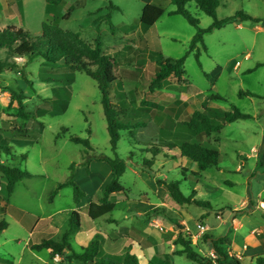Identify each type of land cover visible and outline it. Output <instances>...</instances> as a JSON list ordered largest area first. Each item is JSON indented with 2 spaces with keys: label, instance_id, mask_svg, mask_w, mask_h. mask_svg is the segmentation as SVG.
<instances>
[{
  "label": "rangeland",
  "instance_id": "1",
  "mask_svg": "<svg viewBox=\"0 0 264 264\" xmlns=\"http://www.w3.org/2000/svg\"><path fill=\"white\" fill-rule=\"evenodd\" d=\"M65 1L72 4L79 0ZM151 1L86 0L85 6L75 10L69 20H60L59 23L63 30L79 33L82 40L89 44L94 45L100 36L103 54L121 57V67L115 69L116 74H122L123 69L132 75L137 74L136 80L125 78L120 89L127 102L131 103L128 120L133 119L134 123L151 122V128L156 120L144 109L155 103L159 106L157 120L164 126L167 121L164 110L176 100L187 101V109L193 112L202 110V102L216 95L223 100H209L208 111L225 112L236 107L253 119L229 124L220 133L209 137L210 143L221 154V162L218 168L199 176L192 174V162L181 157L178 149H160L161 153L153 166L155 178L152 179L178 181L185 196H193L203 204H178L168 195L158 208L141 218L142 222L134 223V230L138 234L152 231V239L142 236L143 239L152 244L159 242L163 250H171L173 254L183 249L175 245L182 233L185 239L191 241L193 248L208 259L216 258L213 241L221 238L231 258H237L241 264H257L255 259L245 256L249 246L243 245V238L249 233L257 238L264 235V229H258L264 226V66L257 68V64H264V0H221L217 11L219 20L245 12L263 18L262 23L257 25L247 21L242 26L235 23L206 34L203 38L207 51L201 44L198 45L201 67L195 53L189 54L185 63L186 74L182 79L170 77L164 89L153 94L147 86L153 77L155 64L145 50L179 59L188 52L197 29L181 16H169L168 13L175 7L171 0H161L166 14L154 28L143 32L140 24L142 10ZM110 3L119 10L110 9ZM66 9L65 5L58 7L56 16L62 17ZM187 9L200 21L202 29L212 26L213 19L201 12L194 2L188 4ZM108 15L114 28L110 26ZM45 19V0H0V33L8 27L22 28L33 41H39ZM0 62L14 65V68L0 74V128L9 121L12 127L30 130L33 137L29 139L16 138L13 130L5 132V136L9 138L14 154L27 157L26 162L18 160L14 165L37 176L29 184L19 186L12 202L46 215L53 211L48 203L50 190L56 183L69 178L73 163L78 165L86 159L91 161L103 156H115L110 146L102 95L95 80L77 71L69 90L60 91L56 97L53 89L61 85L43 82L40 74L49 70L67 71L63 62L50 64L43 58L29 61L27 57L14 56L2 48ZM11 89L27 97L25 104L31 115L29 120L19 118L17 104L10 108ZM241 91L251 92L255 96L240 98ZM45 101L56 102L58 112L35 117L36 109ZM36 121L44 126L40 134L32 129ZM175 122L177 134L164 129L159 131L158 136L179 142V133L184 131L181 114L175 118ZM146 131L144 128L121 132L122 138L116 151V155L130 167L121 179L122 185L129 190L130 197L138 199L141 196L143 201H147L149 196L152 198V193L147 187L148 181L142 183L136 179L133 171L142 169L146 172L144 162L152 157L149 152L152 147L145 146V140L142 143L136 141L134 136ZM69 136L88 139L92 149L86 150L74 144ZM3 161L9 162L8 157L4 156ZM92 184V181H88L89 187ZM1 186L0 175V200L5 202L7 199ZM62 193L56 200V208L72 207L73 188H65ZM111 219H107V222ZM5 220L11 221L8 217ZM200 225L208 229L205 234L200 232ZM9 233L20 238L23 236L22 230L15 224ZM251 246L256 251L254 245ZM5 248L18 253L16 248ZM126 250L122 251L121 256ZM40 255L50 262L46 253ZM183 256L175 257V264H198ZM172 260L170 255L161 257L158 262L172 264ZM141 264L158 263H150L142 257Z\"/></svg>",
  "mask_w": 264,
  "mask_h": 264
},
{
  "label": "trees",
  "instance_id": "2",
  "mask_svg": "<svg viewBox=\"0 0 264 264\" xmlns=\"http://www.w3.org/2000/svg\"><path fill=\"white\" fill-rule=\"evenodd\" d=\"M46 1V19L42 24V36L39 41H33L30 35L22 28L8 27L0 33V48L6 49L12 55L17 57H27L29 61L36 58H43L50 64H57L63 62L68 69L61 72L59 70L43 71L40 74V79L45 83H55L61 85L53 89L56 97L60 91H67L74 81V72H84L88 77L95 80L102 95V106L107 122V130L110 136V146L115 156H103L96 158L97 161L106 162L112 169V181L105 187L103 197L98 198V201H93L88 206V215L92 220L101 219L116 209V204L109 202V196L116 193H126L125 187L121 183V179L127 170V163L116 155L118 143L121 140V132H133L136 129H147L146 132L135 135L136 141L145 146H151L149 149L152 157L145 159L144 166L146 172L151 178H155V171L153 166L155 159L160 155L162 148L178 149L183 158L193 161L197 167L198 172L192 173L199 176L213 168H218L221 162L220 152L210 143L209 137L214 133H220L222 129L232 123L240 120H250L253 117L250 114L243 113L236 107L231 111L222 112L221 110H209V100H223L222 97L216 95L212 98H206L202 102V110H195L193 112L187 109V103L181 100H176L164 110L166 116V124L160 125L157 120V109L159 106L155 103L150 107L145 108L144 112L148 113L150 117L156 120V123L151 125V122H137L128 120V113L130 111L131 103L127 102L126 96L120 91L123 87V80L126 78H133L136 80V73L128 72L126 69L122 70V74H116L115 69L121 67V57H110L103 54L102 42L100 36L97 37L94 45L86 43L82 40L77 32L63 30L59 23L60 20H69L72 14L78 8L84 7L86 0H79L75 3L68 4L65 0H45ZM161 0H154L153 3L147 4L143 10L140 18V24L143 32H147L154 27L160 19L166 14V9L160 3ZM194 2L197 8L213 19V24L208 29L200 27V21L194 17L187 9L188 4ZM171 4L175 7L174 10L168 13L169 16H181L190 25L197 29L196 35L193 37L188 52L179 59H172L165 57L161 52L147 51L151 62L155 64L154 74L148 84L150 93H155L158 90L164 89L166 80L170 77L182 79L186 74L185 63L188 55L195 53V57L201 67L199 61L200 50L198 45L201 44L203 49L207 51L204 44V36L216 29H221L230 24L243 23L247 21L259 23L260 18L253 17L245 12H237L233 16L219 20L217 16L218 8L221 5V0H171ZM65 5L67 7L65 14L62 17H57L55 11L58 7ZM110 9L119 10L110 3ZM111 16L108 15V20L111 28H114L110 22ZM264 66V64H257V68ZM95 69H92V68ZM14 68V65L0 62V74L8 69ZM133 77H132V76ZM206 77H209L206 75ZM189 87V86H188ZM191 88V87H189ZM251 92H239V97H254ZM27 97L23 93H18L11 89L10 108L17 104L18 116L22 120H29L31 115L27 112L25 101ZM64 104V109H66ZM58 104L54 101L49 103L44 102V105L39 106L35 111V117L41 118L50 112H58ZM181 114V124L184 129L180 132L181 137L179 142L174 140H165L158 135L161 130H168L178 133L177 122L175 118ZM37 134L44 130V126L40 122H35L32 128ZM13 130L16 138L29 139L30 130L20 127H12L9 121H6L0 128V174L2 176L4 186L3 191L6 199H9L14 193L16 184L23 180L35 178V175L26 169H21L14 165L18 160L26 162L25 155L16 156L13 153L9 138L5 136V132ZM64 130V129H63ZM90 133V130L88 131ZM71 142L76 145L83 146L86 150L92 149V145L88 139H82L77 136H69ZM4 156L8 157L9 162H4ZM90 159L84 161L87 165ZM78 165L73 163L70 166V177L63 183L58 184L56 189L52 192L50 201L53 200L57 194L68 187L73 188V198L76 204L80 203L86 194L74 181V176ZM89 171V170H88ZM158 185H165L168 188L170 197L178 204H195L202 206L203 203L197 201L193 196H185L180 189V182L166 181L157 179ZM7 228V223H0V235ZM81 230V215L79 212H72L70 215L69 229L63 236L62 241L56 242L53 240H45L38 245H33L31 248L34 251L50 250L52 257L64 256L67 248L70 246L71 237ZM175 245L183 247L182 250L175 253V255H185L189 260L198 264H241V261L235 257H230L229 253L223 247V239L219 238L213 241V247L216 258H204L194 248L190 240L185 239L182 233L175 241ZM102 254V237L96 236L84 249V253L77 254L73 252L68 259L76 260L85 264H139L137 256L132 255L129 250H126L123 256H117L112 259H104ZM257 264H264V257L256 258Z\"/></svg>",
  "mask_w": 264,
  "mask_h": 264
},
{
  "label": "crops",
  "instance_id": "3",
  "mask_svg": "<svg viewBox=\"0 0 264 264\" xmlns=\"http://www.w3.org/2000/svg\"><path fill=\"white\" fill-rule=\"evenodd\" d=\"M153 2L154 0L150 3ZM253 17L261 19V22L256 23L257 25L262 23L263 18L259 16ZM240 24L241 26L243 25L242 23ZM183 102L187 103V101ZM191 162L193 164L192 173L196 170L198 172L197 165L193 161ZM127 170H130L129 165H127ZM133 173L136 179L140 180L142 183L148 181V186H146L150 189L152 198L149 196L147 201H143L141 196L138 199H134V197L128 195L129 190L125 188L126 193H116L109 196V202L116 204V209L113 213L98 220H92L90 218L88 215V206L91 202L98 201V198L103 197L105 187L112 181L113 172L106 162L91 159L87 165L82 164V162L78 164L74 181L86 194V197L78 204L74 202L73 198L74 205L72 207L67 209L56 208V200L63 194L62 192L64 189L50 201L52 192L56 189L58 184L65 181L56 183L53 189L50 190V197L48 200L49 206L53 208V211L46 215H42L31 209L23 208L12 202V198L19 186L21 184H29V182L34 180L37 176L35 175L33 179L18 182L12 196L5 202L0 200V223H7V228L0 235V264H65L67 261L69 264H84L76 260H69L68 257L73 252L77 254L84 253V249L87 248L90 242L98 235L102 237L101 257L104 259H112L119 255L121 256L122 251L127 249L132 255L138 257L139 264H141L142 257L143 259H148L150 263L157 262L161 264L158 260L161 257H170V255L173 259L172 264H175V257L179 255L173 254L171 250H163V246L159 242L152 244L143 239L142 236H149L152 239V231H145V233L139 232L138 234L137 231L134 230V223L136 221L142 222L143 220H141V218H145L146 214L154 208H158L160 204L164 202L169 195L168 188L165 185H158L156 180L152 179L150 175L142 169H134ZM44 177L46 178L45 175ZM161 180L169 181L165 178ZM88 181L93 182V186L91 185L92 187H89ZM200 183L203 182L201 181ZM3 186L4 182L2 179V192H4ZM116 198L117 200H115ZM74 211L79 212L81 215V230L71 237L70 246L67 248L64 256L52 257L50 250H32L31 247L33 245H38L45 240L62 241L64 234L69 229L70 215ZM6 217L10 218L11 221L7 222L5 220ZM109 218L112 219L107 222ZM13 224L22 230V238L12 234L10 235L9 231ZM258 229H264V226L258 227ZM251 243L256 248V251L252 250ZM243 245L249 246L245 252L246 257L248 256L252 260H256L257 257H264V235L257 238L249 233L246 238H243ZM5 247H9L10 249L16 248L18 253L16 254L12 251H8ZM43 253H46V255L50 257V262L41 257L40 254Z\"/></svg>",
  "mask_w": 264,
  "mask_h": 264
},
{
  "label": "built area",
  "instance_id": "4",
  "mask_svg": "<svg viewBox=\"0 0 264 264\" xmlns=\"http://www.w3.org/2000/svg\"><path fill=\"white\" fill-rule=\"evenodd\" d=\"M199 230L202 234H205L208 231V229L204 225H200Z\"/></svg>",
  "mask_w": 264,
  "mask_h": 264
},
{
  "label": "water",
  "instance_id": "5",
  "mask_svg": "<svg viewBox=\"0 0 264 264\" xmlns=\"http://www.w3.org/2000/svg\"><path fill=\"white\" fill-rule=\"evenodd\" d=\"M90 264H93V262H90Z\"/></svg>",
  "mask_w": 264,
  "mask_h": 264
}]
</instances>
